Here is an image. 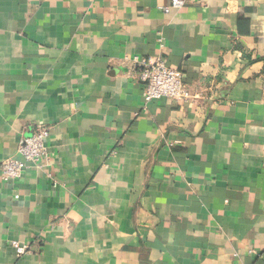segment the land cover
Returning a JSON list of instances; mask_svg holds the SVG:
<instances>
[{"label":"crops","instance_id":"1","mask_svg":"<svg viewBox=\"0 0 264 264\" xmlns=\"http://www.w3.org/2000/svg\"><path fill=\"white\" fill-rule=\"evenodd\" d=\"M183 1L0 0V264H264V0ZM40 123L49 166L3 179Z\"/></svg>","mask_w":264,"mask_h":264},{"label":"built area","instance_id":"2","mask_svg":"<svg viewBox=\"0 0 264 264\" xmlns=\"http://www.w3.org/2000/svg\"><path fill=\"white\" fill-rule=\"evenodd\" d=\"M183 4V0H172L171 5L165 7V12L172 8L179 9ZM134 67L138 70L145 101L169 98L180 105L195 98V94L185 84L183 71L169 65L166 59L136 57ZM50 130L49 125L40 123L30 134L20 139L17 153L1 163L3 179L16 181L31 167L44 169L49 166L46 140ZM16 246L18 256L29 250L28 245Z\"/></svg>","mask_w":264,"mask_h":264}]
</instances>
